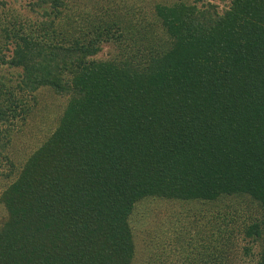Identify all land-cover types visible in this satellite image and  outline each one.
<instances>
[{
  "label": "trees",
  "instance_id": "obj_1",
  "mask_svg": "<svg viewBox=\"0 0 264 264\" xmlns=\"http://www.w3.org/2000/svg\"><path fill=\"white\" fill-rule=\"evenodd\" d=\"M220 1H0V264H178L137 260L147 199L214 209L179 264H264V0Z\"/></svg>",
  "mask_w": 264,
  "mask_h": 264
},
{
  "label": "rangeland",
  "instance_id": "obj_2",
  "mask_svg": "<svg viewBox=\"0 0 264 264\" xmlns=\"http://www.w3.org/2000/svg\"><path fill=\"white\" fill-rule=\"evenodd\" d=\"M5 1L8 6L23 10L21 7L31 0H0ZM81 6L83 3L89 4L90 1L95 2L101 7H110L116 13H120L122 16L130 18H145L151 20L153 18L152 10L156 2H163L167 0H75ZM220 2V0H215ZM222 4V3H221ZM114 53V47L111 44H104L103 50L99 54V57H106ZM64 100L58 98L57 96L51 94L47 90H44L41 94L38 95V102L33 103L37 109H44L46 113L56 114L57 109H60ZM53 114V115H54ZM34 142V139H33ZM14 149L15 153L21 152L22 145L20 142ZM24 150V148H23ZM13 152V153H14ZM14 153V154H15ZM22 153V152H21ZM15 156V155H14ZM206 203V202H202ZM201 203H187V202H178V201H166V200H156V199H147L141 202L138 205V208L135 213L136 222L135 227L137 228V235L140 241V246L142 248L145 243L144 240L154 239L158 241V246L153 243H149L150 251L147 252V249L140 251L137 260L148 257L150 253L157 256V253L161 252L167 261L173 260L175 263H180L179 256L182 255L181 259H184L183 255H186L188 252H183L184 248L181 250L180 243H177V240L182 238L186 242L192 244L195 241V235L197 230L202 229L201 224L206 220H211L214 216V209L211 207V213L206 212L208 205ZM203 213L204 218H200L199 214ZM210 214L212 216H210ZM198 219L199 226H194L195 221ZM200 218V219H199ZM205 222V223H206ZM166 230H169L165 232ZM203 230V229H202ZM165 232V233H164ZM165 234L168 236L165 238L166 242L160 243V239H163ZM206 234V233H205ZM202 234V235H205ZM206 236V235H205ZM175 237V240L168 243V238ZM178 238V239H176ZM243 243H239L234 250L231 249L232 253L239 254V257L235 259L238 264H251L252 259L251 255L246 256L243 253ZM187 248V246H186ZM141 250V249H140ZM257 250V246L252 249V253ZM144 252V253H143ZM199 250H195V253ZM181 253V254H180ZM143 254V255H142ZM231 254V253H230ZM152 258V257H151Z\"/></svg>",
  "mask_w": 264,
  "mask_h": 264
}]
</instances>
